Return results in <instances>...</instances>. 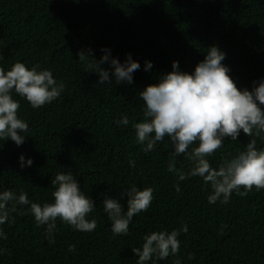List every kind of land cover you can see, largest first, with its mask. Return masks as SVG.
Returning <instances> with one entry per match:
<instances>
[{"label": "trees", "instance_id": "obj_1", "mask_svg": "<svg viewBox=\"0 0 264 264\" xmlns=\"http://www.w3.org/2000/svg\"><path fill=\"white\" fill-rule=\"evenodd\" d=\"M212 45L226 53L222 63L237 88L251 91L253 82L264 78V0H0V68L38 65L64 84L57 100L37 109L14 95L29 137L21 146L0 140V191L52 203L51 180L71 171L95 202L88 219L97 221L96 230L87 233L57 219L50 243L44 227L23 214L27 206L16 205L0 225L7 236L0 239V264H136L132 249L142 248L146 234L170 233L185 224L179 253L156 264H264V189L253 186L247 196L233 193L226 205L209 204L210 184L199 177L178 179L193 164L183 155L171 156L167 137L147 154L135 142L134 125L144 119L139 93L171 72L173 61L191 73ZM102 48L121 63L128 53L140 63L132 84L117 85L111 77L110 84L98 83L91 59L98 61ZM89 49L95 55L79 60ZM146 60L153 64L150 71H144ZM124 115L128 126H118ZM250 139L242 130L236 141L226 138L207 157L210 165L218 169ZM262 147L264 134L257 138V148ZM21 154L33 164L21 168ZM169 164L176 173L168 171ZM132 186L153 188L154 199L147 212L134 216L127 236H114L103 199H119L126 210L122 193ZM69 245L76 251L69 252Z\"/></svg>", "mask_w": 264, "mask_h": 264}, {"label": "clouds", "instance_id": "obj_2", "mask_svg": "<svg viewBox=\"0 0 264 264\" xmlns=\"http://www.w3.org/2000/svg\"><path fill=\"white\" fill-rule=\"evenodd\" d=\"M103 53L95 62L99 84H132L134 72L141 68L139 62L126 54L123 63L111 56V50L102 48ZM95 55L89 49L78 54L81 61ZM226 53L218 46L208 48L203 61L199 62L191 73L179 70L178 61H173L172 71L160 77L139 93L144 102V119L134 125L135 142L143 146L145 154L152 151L157 142L168 138L174 149L173 158L185 156L193 167L189 173H180L178 179L187 180L189 176L199 177L212 189L207 200L209 204H228L233 193L247 196L253 190L264 189V147L257 148V138L264 134V78L254 81L251 91L238 89L229 75L230 68L222 63ZM107 63L109 68L101 65ZM153 67L151 61L144 62V71ZM111 70V71H110ZM64 91V84L58 83L49 69H40L38 65L28 68L22 62H16L9 70L0 68V140H11L21 146L29 133V125L18 118L19 101L14 95L26 99L33 109L40 108L57 100ZM118 126L127 127V115L116 120ZM242 132L252 137L245 150L223 162L218 169L213 168L207 157L223 147L226 138L236 141ZM197 145L192 147L193 145ZM191 147V151L189 148ZM21 168L31 166L33 160L21 154L18 158ZM135 166L134 161L129 162ZM168 171L176 173L169 164ZM55 188L52 192L54 202L43 205L29 200L27 193L16 195L12 190L0 191V225L9 221L10 211H16V205L27 206L23 214L34 217L36 227H44L45 237L55 243L54 232L59 219L73 230L92 233L97 228L95 219H88L95 209V202L87 196L71 171L60 172L51 180ZM180 192L179 184L175 185ZM243 188V191H241ZM154 189L143 190L132 186L122 193L127 196V209L119 199L105 196L103 211L111 221L114 236L129 234V226L134 216L147 212L154 199ZM13 207L9 209V203ZM226 227V225H225ZM180 231L187 233L188 225L181 230L154 231L144 236L142 248L132 249L138 257L136 264H156V261L175 256L180 250L178 236ZM0 239H7L0 228ZM69 252H75L76 246L69 245ZM4 249H0V255ZM155 257V260L153 259ZM176 264H180L177 260Z\"/></svg>", "mask_w": 264, "mask_h": 264}]
</instances>
